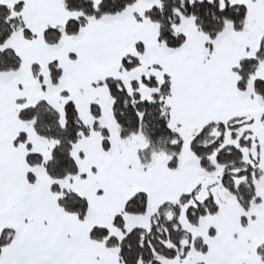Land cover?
Segmentation results:
<instances>
[{
	"label": "snow or ice",
	"instance_id": "1",
	"mask_svg": "<svg viewBox=\"0 0 264 264\" xmlns=\"http://www.w3.org/2000/svg\"><path fill=\"white\" fill-rule=\"evenodd\" d=\"M0 264H264V0H0Z\"/></svg>",
	"mask_w": 264,
	"mask_h": 264
}]
</instances>
